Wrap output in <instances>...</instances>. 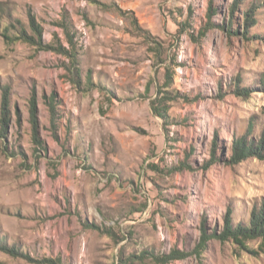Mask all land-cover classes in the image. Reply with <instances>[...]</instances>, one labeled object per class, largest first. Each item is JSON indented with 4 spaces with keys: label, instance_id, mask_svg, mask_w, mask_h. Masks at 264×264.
Wrapping results in <instances>:
<instances>
[{
    "label": "rangeland",
    "instance_id": "374dc122",
    "mask_svg": "<svg viewBox=\"0 0 264 264\" xmlns=\"http://www.w3.org/2000/svg\"><path fill=\"white\" fill-rule=\"evenodd\" d=\"M241 1L0 0V233L31 259L0 264H264L260 237L202 243L264 201V159L226 160L264 130V0Z\"/></svg>",
    "mask_w": 264,
    "mask_h": 264
},
{
    "label": "trees",
    "instance_id": "16d2710c",
    "mask_svg": "<svg viewBox=\"0 0 264 264\" xmlns=\"http://www.w3.org/2000/svg\"><path fill=\"white\" fill-rule=\"evenodd\" d=\"M240 2L242 1L235 0V2L231 6V10L238 7V4ZM262 4H264L263 1H262ZM253 14H254V9H251V8L245 12L244 14L245 25L252 26V24H255L256 21L253 19ZM0 16H3L1 15V12H0ZM6 19L10 21H9V25H5L2 27V29L4 30L3 32H7L9 27H12L16 29V31L22 36L21 38L24 39L25 41L33 39L24 31V28L21 26L20 21L16 19L14 20L10 16L6 17ZM13 22H15L14 25H13ZM64 26L66 27L67 25H64ZM31 27L38 36L36 43L41 45V41H40L41 32L38 29V25L32 22ZM247 32L248 30L245 27L244 34H246ZM68 43H70V45L73 44V41L71 38L68 40ZM55 50L58 51L59 53H62L70 57V59L72 60L73 69L77 70L75 71L73 81L78 82L80 69L77 67L78 63L75 60L74 52H71V49L65 48L60 43L58 47L55 48ZM166 77L169 79L172 78L171 75L166 76ZM260 88H262L261 90L264 92V77L260 79ZM242 90L243 92L246 91V89H242ZM166 100H170V98ZM8 104H9V101L7 99L6 92L3 91L2 98L0 101V138L1 137L4 138L6 136V130H7V124H8ZM151 109L155 115L165 119L166 112H167V105L166 103H164V100L160 101L158 99H154L151 103ZM34 111H35V106L32 101L30 105V113H31V120L33 124L32 125L33 126V137L36 142H39L38 138L36 137V133H35ZM252 128L253 126L249 124L243 135L232 140L231 147H230V155L228 159H226L228 162L238 163L249 157H258V158L264 159V130L261 131L258 138L251 139L249 138L248 135L251 134ZM211 146L215 148V144L212 143ZM212 155L213 156L215 155V150L212 151ZM230 222H231L230 219L227 218L225 220L224 226L221 229L213 231L209 234L205 232L203 235L202 243L204 244L211 237H217L222 240L232 239L234 242L239 243V244H243L246 240L254 239L257 237L264 239V201L261 202L259 205L254 206L253 210L250 212L249 220L247 223L243 222V223H238L236 225H232ZM0 251L10 254L12 256H19L26 260H31L30 256L24 253L17 244L15 243L10 244L5 239H3L1 236V233H0ZM51 264L53 263L51 262Z\"/></svg>",
    "mask_w": 264,
    "mask_h": 264
}]
</instances>
